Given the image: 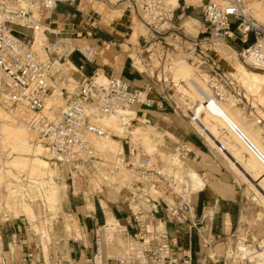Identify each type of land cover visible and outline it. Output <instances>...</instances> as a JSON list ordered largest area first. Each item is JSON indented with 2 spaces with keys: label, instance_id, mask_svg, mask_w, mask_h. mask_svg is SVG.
Returning a JSON list of instances; mask_svg holds the SVG:
<instances>
[{
  "label": "crops",
  "instance_id": "0c3cea01",
  "mask_svg": "<svg viewBox=\"0 0 264 264\" xmlns=\"http://www.w3.org/2000/svg\"><path fill=\"white\" fill-rule=\"evenodd\" d=\"M107 6L110 8L86 0L60 1L48 16L41 18L43 38L41 44L35 45L40 55H48V42L63 37L73 44L88 43L95 50L89 58L76 49L64 59L52 53L55 60L50 79L60 88L77 85L95 71L98 75L119 76L138 86L144 84L146 75L132 56L140 45L131 40V18L122 11L121 3ZM193 7L185 4L183 9L192 12ZM151 94L158 96L156 91ZM135 109L134 114L142 119L141 127L149 125L158 143L179 149L185 163L198 173L200 183L190 191L187 219L176 222L170 213L168 198L175 201L177 194L165 182L158 186L141 180L136 185L130 182L128 186L126 182L117 186L115 182L99 180L89 169L83 171V166L77 170L67 163H57L53 176L57 213L43 222L45 230L35 229L36 215L22 210L19 199L10 210L0 208V264H81L95 251L97 236L101 238L104 264H114L119 241L107 237V232L115 226L121 234L136 236L138 208L134 202L140 199L142 185L155 194L156 209L148 211L165 229L176 256L187 250L192 264H227L225 252L240 219L242 195L237 174L223 155L170 106L138 104ZM108 212L115 218H108ZM208 239L212 241L208 243ZM27 252L31 253L29 257L25 256Z\"/></svg>",
  "mask_w": 264,
  "mask_h": 264
},
{
  "label": "built area",
  "instance_id": "2783aa9c",
  "mask_svg": "<svg viewBox=\"0 0 264 264\" xmlns=\"http://www.w3.org/2000/svg\"><path fill=\"white\" fill-rule=\"evenodd\" d=\"M60 1L71 0H0V100L5 105L24 107L29 112L27 125L45 145L48 159L53 165L67 163L78 170L84 163L99 158L88 136L103 135L107 129L95 120L96 115L134 108L138 104L157 108L170 106L196 130L194 121L199 119L196 112L185 107V103L175 95L173 89L170 91L169 83L165 82L166 78L162 81L158 77L159 71L153 77L141 70L146 75L142 86L116 75H106L103 80H99V72L95 71L77 84L76 88H61L62 103H50L55 101L53 85L50 83V70L55 60L52 53L63 59L75 49L86 58L95 53L88 43L73 44L67 37L48 42V55L43 56L37 52L35 32L43 30L41 18L48 16ZM101 1L117 4L120 0ZM125 1L137 9L142 21L149 28V39L160 33L158 26L170 22L175 9L166 0ZM243 7L244 0H206L202 5L204 28L201 31H207L209 35L195 37L192 44L198 55V64L195 66L198 68L201 64H207L206 73L210 78L208 84L212 90L206 94L207 104L223 98V90L218 87L221 84L227 91L228 88L232 89L234 92L231 91V94H238L227 71L210 54L209 48L203 45L207 39L241 42L239 58L246 66L264 71V23L246 13ZM148 48L146 47L147 51ZM141 61L144 63L142 57ZM171 82L176 85L174 80ZM152 91H156L158 96H153ZM134 110L136 112L135 108ZM257 122L263 123V119L258 117ZM128 135L129 133H124L120 138L122 144H127L126 147L123 144L125 165L134 168L145 183L160 186V179L172 183L164 173L157 171L162 166L159 167L154 160L151 161L153 166H148V157L141 156L139 161L135 160L136 153L139 152L140 156L143 151L139 144L133 145V140ZM220 145L223 149V145ZM22 178L25 180V175ZM169 186L177 194V199L169 206L170 213L176 222H183L187 219L190 194L178 191L170 184ZM136 213L137 234H122L123 243L119 244L120 250L115 255L114 264H192L187 250L180 257L174 254L170 238L165 229L158 225L154 213L143 208H138ZM238 240L240 239L236 241ZM211 241L212 239H208L207 242ZM30 254L27 252L25 256L29 257ZM225 256L226 260L230 258L233 263L257 262L255 258L244 254L233 259L226 251ZM81 264H104L100 236L96 237L93 254L86 257Z\"/></svg>",
  "mask_w": 264,
  "mask_h": 264
},
{
  "label": "rangeland",
  "instance_id": "374dc122",
  "mask_svg": "<svg viewBox=\"0 0 264 264\" xmlns=\"http://www.w3.org/2000/svg\"><path fill=\"white\" fill-rule=\"evenodd\" d=\"M86 1H93L94 3H98L100 4V7H105V9L110 8L107 6L108 2L106 1ZM179 1V6L172 4L170 0L168 1L171 3L170 5L175 7L173 16L170 22H165L161 26H158V28L160 29V33L155 38L151 39L148 38L150 34L149 28L142 21L137 9L131 3L125 0H120L117 4L121 3V6L123 5L122 11L129 14L132 22L131 40L140 45L138 48V52L132 53L137 67L145 74L153 77H155L156 72L159 71L158 77H161L162 81L164 78H166L167 81L165 82L169 83L170 91H172L173 89L175 95L183 103H185V107H189L195 102L194 100L198 99L199 97V95H197L196 93V88L192 82V78H195L197 81H202L205 85L201 75L207 78V64L205 63L198 66V68H200V73L197 72L195 73V75H193V73L190 74V78H188L185 82L184 80H182L180 73L174 76L173 69L175 68V64L180 61L184 64V66L190 68V71L192 69V65H196V63L198 64V55L196 53V50H194L192 43L195 37L202 38L206 36L208 37L209 35L207 31H201L204 28V24L201 20V10L202 5L206 0ZM184 3L189 4L190 7L194 6L192 8V12L183 9L184 7L182 5ZM244 8V11L246 13L252 15L254 18L264 23V0H244ZM165 26L169 27L165 28ZM38 31L35 34V45L41 44L43 38L42 30ZM232 41L233 40L224 41L221 39L212 38L207 39L205 42H203V45L209 48L210 54L214 58L219 60L222 68L227 71V74L230 76V79L233 82L232 86L234 87V90L238 92V94H235L236 96L240 97L238 101H236L235 97L230 98L228 100V104H230V106L226 107V104L224 103L225 106L223 107L228 108L226 110L231 113L230 116L233 114V119L237 120L242 129L247 132L252 137V139L256 140L264 149V104L260 101L258 95L254 93L255 91L250 90L248 86L240 80V77L238 76V73L234 66L235 53L233 52L236 51L237 58H239L238 50L241 48L242 43L236 40V43H233ZM146 47H149L148 51L146 50ZM140 50L142 51L140 54H138ZM141 57L144 59V63L141 61ZM240 60L241 59L239 58V61ZM241 63L244 64L243 61ZM105 76V74H100L97 76V78L104 79ZM171 80H174V82L178 81L179 85H172ZM52 84L54 86L53 94H55V101L53 100L49 102L55 105H59L63 101V97L61 95L62 89L54 81H52ZM76 86L77 85L74 84L69 85V87L71 88H76ZM228 91L229 93L231 91L234 92L229 88ZM134 108H131V110L125 112V114L132 115L135 122L138 123L141 127L142 119L137 114H134ZM28 117L29 112L24 107L8 105L5 106V104H3L0 100V128L2 129L0 139V208L1 210H10V208L14 206V202H16V199H19V205L22 210H26L25 212H27L31 216L36 215L35 220L38 227H35V229L40 232L38 228H42L45 230L43 222L51 220L53 215L57 213V186L53 177L56 174L55 172L57 171V163L54 165L52 163H50V165H40V158L46 157L48 159L49 155L44 156L42 153H38V156L36 155L34 150L40 149V151L42 152L45 150V146L43 145L42 141L36 137L33 131L32 132L35 135L34 140L28 141L25 135L22 134L23 126L21 120L27 121ZM213 117L216 118L217 116L213 115ZM258 117L263 119V123L257 122ZM113 119H110V121L106 123H98L108 129L111 133H114V135H111V138L113 137V139H117L121 144V136L124 133H129L128 136L133 140V145L138 143L143 151L140 156L139 152L136 153V161H139L141 156H145L148 157L149 160L148 166H153L151 161L154 160L159 167L162 166L161 168H157V171L164 173L166 178L172 182L169 183L168 181H165V185L169 188V190H172L169 186L170 184L172 188L174 187L178 191L180 190L182 192H185L186 194H191V189H189V186H187L189 183H184L182 181L183 184L180 185L179 181H177L174 176L175 167L179 165V159L184 161L183 154L179 149L172 150L165 147L164 144L159 146V144H162V142L158 143V140H156V136L153 135L156 133L152 131V128L147 124L142 125L141 127L145 134L148 133L145 139L144 134H141V136L138 132L133 133L125 128H122L123 126L121 122H116ZM227 122V124L226 122H222V129H220V132L218 134L222 135L223 137L227 136L232 143L236 144L244 158H251L253 156V153L249 150L248 147H250L253 152H255V150H253L249 145L248 147H246L242 143H240L236 136L239 133L237 131L235 123L233 124V121L231 120H227ZM228 124L230 126L232 125V127H230ZM5 125H8V127L7 129L3 130ZM195 127L196 130H198V127L196 125ZM229 127L231 129H229ZM232 128H235L236 132H234ZM108 130L103 135H90L95 147V152L99 156V158L94 159L95 162L94 160H92L91 162L84 163L83 171L89 169L91 170V172H94L95 177H97L99 180L104 179L105 181L110 183L115 182L117 186H120L126 182L129 183V185L126 184L128 186L131 185L130 182L134 185H136L137 183H141L140 181L143 178L140 177L139 173H137L134 168H130L127 166L126 169H123L120 167L124 163V155L122 152H119L117 149L111 147V145L106 142L104 136L108 135ZM199 133L202 134L200 131ZM202 136L207 140L210 146L214 150H216L218 154H220V156L222 154L226 161L229 162L232 170L237 174V180L240 184L242 195L240 219L237 230L230 237L229 244H231L228 246L227 254L231 257L234 245L239 241L244 242L246 245H256L259 243L261 245H264V197L261 191L257 188L254 181L247 178L234 166L230 159H228V157L223 152H221V150L215 143L210 142L203 134ZM239 136L241 135L239 134ZM137 139L139 140L137 141ZM123 144L126 147L127 144L125 142ZM155 163L154 165H156ZM44 166L45 168H43ZM102 166H111V168H107L108 172L102 173V170L99 169ZM184 169L189 171V169L191 170L192 168L187 165V167H185ZM50 170L52 172V175ZM196 174L198 175V173ZM22 175H25V180L22 178ZM48 175H50L51 177ZM116 176L118 177V179H116ZM258 178H264V170L260 172ZM159 181L161 183L164 182V180L162 179H160ZM158 189H161L163 191L162 187H159ZM133 191H135V189ZM164 191L167 192V190ZM138 192L140 199L139 201H135L134 205L136 204L138 208L142 207L144 210H148L149 208L156 209L158 202L153 199L155 198V194H152V191L142 185ZM161 194L162 192H157V195ZM168 202H170L169 204H171L173 201L171 198H168ZM25 205L27 208H25ZM29 206H31L32 209L29 208ZM108 218L111 219L115 217L108 212ZM237 239L240 240L236 241ZM227 264L240 263H233L229 258V260L227 259ZM253 264L259 263L257 261Z\"/></svg>",
  "mask_w": 264,
  "mask_h": 264
},
{
  "label": "bare ground",
  "instance_id": "6f19581e",
  "mask_svg": "<svg viewBox=\"0 0 264 264\" xmlns=\"http://www.w3.org/2000/svg\"><path fill=\"white\" fill-rule=\"evenodd\" d=\"M168 1L169 0H166V2L169 5L171 3L175 4V5L179 4V0H170L171 3ZM170 6L173 7L172 5H170ZM244 9L245 8L243 7V10ZM39 30H41V29H39ZM37 31L38 30H36V32ZM36 42H38V41H36ZM233 53H235L234 66H235V69L238 73V76L240 77V80L245 85H247L250 90L255 91L254 93H256L258 95V97L260 98V101L264 104V71L260 70V69L250 68L247 66L249 68L248 69L243 63H241L242 61L240 60L241 61L240 62L239 58H237V54H236L237 52L235 51ZM192 69H193V71H192ZM192 69L190 71V68H188L187 66H184V64L180 61V62H177L175 64V68L173 69L174 70L173 73H174V76H176L178 73H180L182 80H184V82H185L188 78H190L189 77L190 74L193 73V75H195V73H197V72L200 73L199 72L200 70L195 65H192ZM206 76H207V78L203 77V75H201L205 85L203 84L202 81H197L195 78H192V82L196 88L195 89L196 93H197V95H199L198 99L194 100L195 102L189 106L190 109H192L193 111L196 112V114L199 118V119H196L194 121V124L198 127V130L210 142H213L218 146V148L221 150V152H223L228 157V159H230V161L234 164V166L241 173H243L247 178H249L250 180L255 182V185L261 191V193L264 197V181H263L264 178H258V175L260 174V172H262L264 170V149L260 146V144L256 140L252 139V137L242 129V127L238 124L237 120L233 119L234 118V117H232L233 114L230 116L231 113L228 110H226V109H228L226 107L230 106V104H228V100L230 98L235 97L236 101H238V99H240V97L236 96V94H231V92L229 93L227 91V89L225 88V86H223L222 84L221 85L217 84L218 87H221V90H223V93H224V95L222 96L223 98L215 100L211 104H207L206 102L208 99L206 97V94L212 92V90L208 84V81L210 78L208 77L207 73H206ZM99 80H103V79H99ZM50 83L52 84V80H50ZM178 83H179L178 81L175 82L176 85H179ZM224 103L226 104V107H223V106H225ZM232 104H233V101H232ZM129 109L130 108H124L122 110H118V111L110 113V114H101V115L99 114V115H96L95 120L97 122H102V123L105 122L106 123V122L110 121V119L112 120L114 118L113 119L114 121L121 122V124L123 126L122 128H125V129H127L133 133L138 132V133H140V135L144 134L145 135L144 137L146 139L148 133L147 132H146L147 134L144 133L143 129L138 125V123L135 122L132 115L125 114V112H127ZM213 115H215L217 117L215 118V117H213ZM227 120L233 121V124L235 123L238 133L242 136V137L239 136V134L236 135L239 142L242 143L246 147H248V145H249V146H251V148L253 150H255V152H253L250 149V147H248L249 150L253 153V156L251 158H249V159L244 158L242 156L239 148L236 146V144L232 143L231 140L227 136H226L227 137L226 138L225 136L223 137L222 135L218 134L220 132V129H222V122L223 123L226 122V124H227L228 123ZM21 121H22V126H23L22 134L25 135V137L27 138L28 141L34 140L35 135L33 134L32 130L28 127L27 121H25V120H21ZM7 127H8V125H5L4 128L3 127L2 128H3V130H5V129H7ZM230 127H232V125ZM230 127H229V129H231ZM233 130H234V132H236L235 128ZM1 132H2V129L0 128V139H1ZM108 132H109L108 135L104 136L106 142L108 144H110L111 147H113V148L117 149L119 152L123 153V147H122L121 143H119L118 140H116L115 138L114 139H113V137L111 138L112 134L109 130H108ZM223 133H224V131H223ZM230 133H231V131H230ZM90 135L91 134H89L88 139H89L90 144H92V146L94 147V144L92 142V138ZM111 139H113L115 141H113ZM135 140H136V134H135ZM138 140L139 139H137V141ZM25 142H27V141H25ZM220 143L223 145V147H224L223 149H221ZM160 145H163V144H159V146ZM34 151H35L37 156H38V153H42L44 156L49 155L48 152H46L47 151L46 147H45V150L42 152L40 151V149L34 150ZM38 161H39V159H38ZM38 161H36V162H38ZM111 161H115V160H111ZM117 161H118V159H117ZM94 162H95V160H94ZM178 162H179V165L177 167H175V175H174L175 179L177 181H179L180 185L183 184L182 181L184 183H189L188 185L186 184L187 186H189V189H191V191L195 190L198 187V184L200 183V179L193 172L192 169L191 170L189 169V171L184 169L185 167H187V164L185 163V161L179 159ZM50 163H51V161L48 160L46 157L40 158V165L41 164L50 165ZM43 165H41V166H43ZM120 167L123 169H126L127 166L123 163ZM43 168H45V166ZM107 168H111V166H109V167L102 166L99 169L102 170V173H105V172H108ZM48 170H49V168H48ZM50 172H51V170H50ZM51 175H52V172H51ZM48 176H50V175H48ZM50 177H48V178H50ZM116 179H118L117 176H116ZM27 205H29V204H27ZM135 206H136V208H138L137 205H135ZM25 208H27L26 205H25ZM29 208H31V206H29ZM107 235H108L107 237H109L110 239L113 237H116L115 239H117L119 241V244L123 243L122 234L120 233V231L115 226H111L109 228ZM239 254H244L245 256H248L250 258H255L259 264H264V245H261L260 243L256 244V245H251V244L246 245L244 242L239 241L236 244V247H234V249L231 253V257L233 259H235ZM251 260H253V259H251Z\"/></svg>",
  "mask_w": 264,
  "mask_h": 264
}]
</instances>
